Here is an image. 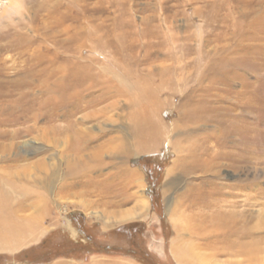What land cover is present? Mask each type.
Wrapping results in <instances>:
<instances>
[{
  "label": "rangeland",
  "instance_id": "obj_1",
  "mask_svg": "<svg viewBox=\"0 0 264 264\" xmlns=\"http://www.w3.org/2000/svg\"><path fill=\"white\" fill-rule=\"evenodd\" d=\"M81 56V73L87 66L82 74L93 79L48 94L50 67ZM188 103L235 111L219 117L233 126L227 148L205 146L228 155L214 171L177 169L165 193L167 172L184 156L165 153L169 143L97 156L112 138L136 145L149 130L144 107L160 110L154 119L172 127ZM184 124L165 142L221 134L214 122ZM138 170L142 186L130 182ZM0 184L21 186L12 209L36 226L31 240L0 250V264H178L176 221L186 213L198 223L202 211H232L252 234L233 236L229 252L202 248L212 264H250L245 252L254 247L264 263V0H0ZM21 188L30 195L23 199ZM101 188L110 198L98 195ZM198 193L217 205L186 210Z\"/></svg>",
  "mask_w": 264,
  "mask_h": 264
},
{
  "label": "bare ground",
  "instance_id": "obj_2",
  "mask_svg": "<svg viewBox=\"0 0 264 264\" xmlns=\"http://www.w3.org/2000/svg\"><path fill=\"white\" fill-rule=\"evenodd\" d=\"M94 31H96V30L95 29L90 30V34H92L91 32H94ZM91 38L92 37H90V39ZM59 43H58V45H59ZM89 51L92 54L91 58H94L95 49L92 47L89 49ZM64 58L66 61L69 62V65L67 63L65 65H62V66L55 68V66H52V65H55L54 64L55 62L53 60L50 61L52 68L50 67V69H49L50 70V82L47 85V87H48L47 89L49 92L48 94L52 95V94H55L61 90H65L69 86L77 85L79 83V80L84 81L87 79H93L92 77H89V76L82 74L86 70L87 66L84 67L85 70L81 73V65L83 63L82 56L80 58H76V59H74V57H72L71 59L66 58V57H64ZM30 74H31V69L29 70L27 76ZM51 78H53V79L51 80ZM115 78L118 81V83L119 82L121 83L122 86L130 87V85L127 84L124 79H121V76L115 75ZM110 81L111 80H109V82ZM109 85H106L103 88V92H102L103 96L110 93V90H111L110 86L111 85L110 86ZM138 86L142 87L143 84H141V82H140ZM140 93L143 94V97L146 96V93H149V97L151 99L155 98L154 91H152V90H149V91L141 90ZM26 99H27V97H26ZM52 99L53 98H50V100H52ZM187 99H188V101L191 100V96H189ZM55 100L56 99L54 98L53 101H55ZM55 104H56L55 108H59V107H62L64 105L63 101H60V102L56 101ZM187 105L188 106H185V108L187 107L186 112L183 113L181 116L177 117V119H176V121H174V124L172 127L167 125V123H165V122H159V120L154 119V116H157L158 112L160 110L154 109V108L149 110L148 106L144 107L143 115L147 116V118L149 119V124H148L149 130L147 133H146V130H144V129L142 130V132L137 137L138 141L136 142V145L131 144L130 141L127 142V140H125L123 138H118V143H117V142H115V139L112 138V140L110 142L107 141L106 144L102 143L100 145V148L98 149L99 151H98L97 156L102 157V155L104 154V151H111V153L114 152L115 154H117L119 151V152H122L121 154L124 153V154H128V155H133V153H134L133 151L135 148L137 150H142V151H144V150H147V151L153 150L154 151L157 149H162L165 146V143H169L168 148H167L165 153H171V151H173L172 148H174L175 150L177 149L179 151V157L178 158H180L182 156V155L180 156V154H184V156H183V158L178 160L180 162V164L177 165L175 163L173 165V167L170 168L169 171L167 172V176L169 177V179L167 182V189H166L165 193H168L170 190H172V188H174V187H172L173 182H174V178L172 177V175L175 172V170H177V169H182L181 171H183L185 173L188 171H192L193 173H196L198 171L205 172V173L209 172V171H214V168H216V166L219 165V163H220L219 159L227 158L228 155L226 153L221 152V151L219 152V154L214 153V151H213L214 146L213 147L209 146L208 148H206L205 146L209 145L211 142L214 141L215 146H217L219 148H223V147L227 148L226 147V141L224 139L227 135L226 134V132L228 131L227 128L231 129L233 126L229 127V125H228L225 128L224 125L222 124L223 121L221 122L219 117H221L223 119H232V118H234V116H232L231 114H233L235 111H231V114H230L228 112L223 111V109L221 107H219V108H210L209 107V109H207V108H205L204 105H203L204 108H203V106H200L197 104L191 105L190 103H188ZM75 106L78 107L79 105L76 104ZM220 111H222V112H220ZM158 118H159V116H158ZM237 119H235V120H237ZM182 121H186V124H184V125L188 129H189V126H191V125L193 126L197 122H202V123L214 122L220 127L221 134L219 133V135H217V137H214L213 135L211 137H205L204 135L199 134V135H193L191 137H186V139L183 142H181V141L171 142V140L169 142H167V141L165 142L166 134L168 132L170 133V131H172L174 133L175 131L181 129L180 122H182ZM236 125L239 127L238 124H236ZM223 129H225V132L222 131ZM238 129H240V131L243 133L242 128L239 127ZM238 129L236 131L237 132L236 134H238ZM101 135H102V132H101ZM101 135H99V136H101ZM163 135H165V136H163ZM97 136H93V137L88 138V139L96 138ZM139 137L142 138V140H140ZM249 138H250L249 143L253 144L254 143L253 136H251ZM104 141H106V140H104ZM198 142H199V144H198ZM82 144H84V143L82 142ZM202 148H203V150H202ZM200 150H201V152H199ZM175 161H177V160H175ZM240 161H241L240 158L236 157V161L234 162V164L237 163V165H238L240 163ZM102 163L103 162H100V160L97 161V166L102 167L103 166ZM139 172H140V170L133 171L134 174L132 175V179H135L136 181L130 179L131 183L138 182V184H140V185L142 184V181H143L142 173H139ZM128 175L129 174H127L126 177H128ZM129 176L131 177V175H129ZM175 176H177V175H175ZM204 182H205V179H203L202 184ZM125 184H126V182H125ZM41 185L44 188H46L48 186V184H41ZM7 186H9V188H7ZM18 186L19 185H17V184H0V250H2V249L3 250L4 249H9V250L14 249L16 247L21 246L26 240H31V230H32L31 227L35 226L34 223H31V217H27L24 219L20 218L19 216H17L16 212H14V209H12L13 202L10 199L14 198L13 194H16V193H14V191ZM19 187H21V186H19ZM44 188H42V189H44ZM47 188H49V187H47ZM89 190H91V189H89ZM208 190L207 191L209 193H207V194L208 195L210 194V196L214 197L215 192H212L209 189V187H208ZM20 191L22 193L21 196H23L22 197L23 199L26 198L28 195H30L27 188H21ZM84 193H87V191H85ZM110 194L111 193H109V190H107V189L103 190L101 188V191L98 195H100L101 198H103V197L110 198V196H111ZM207 194H206V196L204 194L202 196V194H200V193L195 194V196H194L195 201L191 202L190 205H187L186 210H189L190 208H193L196 206H201V207L209 206L210 207L213 204L217 205L215 201L212 202L211 200L210 201L207 200V197H208ZM16 196H18V195H16ZM127 199H129V198H127ZM112 200L116 201L114 199H112ZM19 205H22L21 207L23 210H25V207L30 209V206H31V204L29 205V204H26L23 202L19 203ZM144 207H146L145 203H144ZM233 214L234 213L232 211L230 213H227L226 211H223V212L217 211L214 213H204L202 211V213L199 214L201 221L196 223L195 221H198L199 217H197L196 215H191V214L189 215L186 213H181L179 215V219L176 221V225H175L176 230L178 232V240L176 242H174V244L172 246V252L175 255L177 263L178 264H212L213 259L211 257H208L206 254L199 252V251H201L202 248H211V249L217 248V249H221V251L228 250V252H229V251L233 250L231 248V245H233V241L230 240L233 236H239V237H243V238L244 237H251L252 236L251 233H246L243 230L242 221L239 219H236V216L235 215L233 216ZM193 226H195V227H193ZM186 232H192L190 234L191 238H189V236H188V238L185 239L184 234H187ZM33 233H35V232H33ZM224 242H226L227 244H224ZM245 253L249 257L250 264H260L258 262L259 254H260L259 248L254 247V248L248 249V250H246ZM262 264H264V263H262Z\"/></svg>",
  "mask_w": 264,
  "mask_h": 264
},
{
  "label": "trees",
  "instance_id": "obj_3",
  "mask_svg": "<svg viewBox=\"0 0 264 264\" xmlns=\"http://www.w3.org/2000/svg\"><path fill=\"white\" fill-rule=\"evenodd\" d=\"M130 227H131V226H130ZM130 227H129V228H130ZM132 228H133V226L131 227V229H132ZM133 229H134L133 233L140 232V230L138 229V227H134Z\"/></svg>",
  "mask_w": 264,
  "mask_h": 264
}]
</instances>
